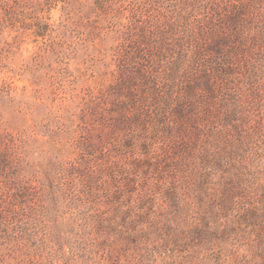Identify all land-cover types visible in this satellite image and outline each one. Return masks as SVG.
I'll use <instances>...</instances> for the list:
<instances>
[{
    "label": "rangeland",
    "instance_id": "374dc122",
    "mask_svg": "<svg viewBox=\"0 0 264 264\" xmlns=\"http://www.w3.org/2000/svg\"><path fill=\"white\" fill-rule=\"evenodd\" d=\"M0 264H264V0H0Z\"/></svg>",
    "mask_w": 264,
    "mask_h": 264
}]
</instances>
